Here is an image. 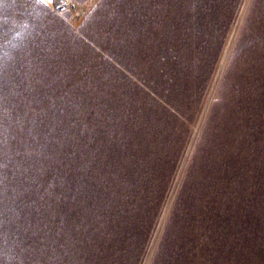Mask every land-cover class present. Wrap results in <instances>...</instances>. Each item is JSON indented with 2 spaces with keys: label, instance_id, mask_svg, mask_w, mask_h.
Instances as JSON below:
<instances>
[{
  "label": "rangeland",
  "instance_id": "obj_1",
  "mask_svg": "<svg viewBox=\"0 0 264 264\" xmlns=\"http://www.w3.org/2000/svg\"><path fill=\"white\" fill-rule=\"evenodd\" d=\"M60 2L0 0V264H264V0Z\"/></svg>",
  "mask_w": 264,
  "mask_h": 264
},
{
  "label": "bare ground",
  "instance_id": "obj_2",
  "mask_svg": "<svg viewBox=\"0 0 264 264\" xmlns=\"http://www.w3.org/2000/svg\"><path fill=\"white\" fill-rule=\"evenodd\" d=\"M52 1V0H51ZM64 2H67V0H62V2H60L61 3V5H63L64 4ZM53 5L54 6H56L57 7V0H53ZM137 26L136 25H133V24H129V36H130V39H129V53H131V48H132V43L134 42V40H135V36H136V30H135V28H136ZM197 40H198V37H197V35H196V33L194 32V33H192L191 34V41H194V42H197ZM195 48H194V46L191 48V50L190 51H186V56L188 57V58H190L192 61H193V59H194V54H195V52L193 51ZM194 52V53H193ZM227 58V56H225V58L224 59H226Z\"/></svg>",
  "mask_w": 264,
  "mask_h": 264
},
{
  "label": "snow or ice",
  "instance_id": "obj_3",
  "mask_svg": "<svg viewBox=\"0 0 264 264\" xmlns=\"http://www.w3.org/2000/svg\"><path fill=\"white\" fill-rule=\"evenodd\" d=\"M41 2H43V0H41ZM49 3H51V0H48Z\"/></svg>",
  "mask_w": 264,
  "mask_h": 264
}]
</instances>
